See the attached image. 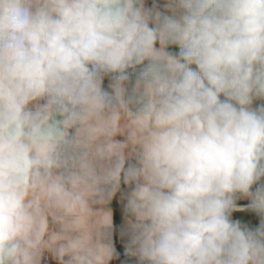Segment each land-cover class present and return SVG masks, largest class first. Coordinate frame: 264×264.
I'll return each instance as SVG.
<instances>
[{"label": "clouds", "instance_id": "obj_1", "mask_svg": "<svg viewBox=\"0 0 264 264\" xmlns=\"http://www.w3.org/2000/svg\"><path fill=\"white\" fill-rule=\"evenodd\" d=\"M121 255L264 264V0H0V264Z\"/></svg>", "mask_w": 264, "mask_h": 264}, {"label": "crops", "instance_id": "obj_2", "mask_svg": "<svg viewBox=\"0 0 264 264\" xmlns=\"http://www.w3.org/2000/svg\"><path fill=\"white\" fill-rule=\"evenodd\" d=\"M113 210L114 212L118 213L119 212V206L117 203H113ZM238 218H240L243 222L247 223L250 227H255L259 223V219L255 217L254 215L251 214H246V213H238L237 214ZM118 219V217H117ZM119 247V246H118ZM115 264H134L133 261L128 260L125 258L123 255H121V258L119 261H116Z\"/></svg>", "mask_w": 264, "mask_h": 264}]
</instances>
